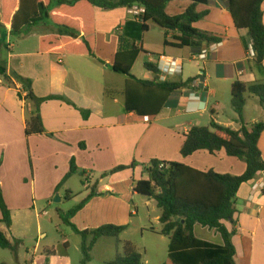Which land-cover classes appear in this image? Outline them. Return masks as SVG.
<instances>
[{"label":"crops","instance_id":"crops-1","mask_svg":"<svg viewBox=\"0 0 264 264\" xmlns=\"http://www.w3.org/2000/svg\"><path fill=\"white\" fill-rule=\"evenodd\" d=\"M192 4V0L173 1L168 4L167 13L170 16L181 15ZM262 9L264 21V4ZM134 10L96 8L95 54L97 60L103 64L91 57L55 58L40 54L39 39L52 34L46 26L37 25L30 33L20 36H13L10 28L0 29V40L4 44L0 50V64L7 66L9 77L7 81L0 78V188L12 213V228L13 212H22L26 208V201L22 203L21 200L26 197L28 189L34 194L38 181H48L51 163L57 176H63L68 173L70 161L74 158L78 168L85 171L86 178L89 179L87 189L98 182L97 194H113L97 195L73 218L72 223L80 231L94 230L109 224H129V198L131 195H137L133 191L134 182L148 179L143 169L148 167L152 160L180 162L202 172L214 170L219 174L234 176H241L246 171L244 161L230 158L224 151L214 155L207 151H198L183 158L181 149L185 141L184 136L198 123H189V127H183L181 136H176L171 128L149 124L145 121L146 117L127 112L125 86L128 78L113 72L112 67L120 47V36H127L146 52L147 62L158 64L159 59L153 57L154 52H157L158 55L182 64V74L167 76V81L185 82L190 78L203 76L197 81H203L205 86H201L199 90L183 89L174 93L157 117L167 110L168 118H174L182 109L188 116L202 115L209 111L210 106L212 114L217 115V110L223 106L219 96L231 95V86L236 80L246 84H264V74L253 64V60L249 59L243 46L242 39L248 38L247 31L237 30L225 0H208L207 3H200L197 10L209 11V15L195 24V27L221 38V43L214 44L215 48L206 45L202 48L185 49L165 47V39L171 42L175 33L161 34L158 42L152 44L149 39L150 25L147 32L141 31L142 24ZM139 40H142V43H139ZM152 47L160 51H153ZM205 49L208 50L207 58L199 65L196 57ZM146 73L142 79L135 77L141 80L154 78L149 71ZM16 75L32 82V91L37 98L59 97L44 102L40 107L46 131L44 134L27 135V121L34 111L35 104L19 97L23 86L15 79ZM159 77L157 76L158 80ZM211 84L214 89H210ZM97 88L111 92L117 95V98H106L101 103L93 92L94 89L97 91ZM196 95L200 97L199 100H195ZM23 96L25 97V94ZM81 111H89L88 118H84ZM212 117L218 124L233 130H240L243 124V120L238 118L232 119L231 123H225L215 115L211 116V120ZM255 123L258 121L247 125ZM261 135L259 149L264 159V133ZM134 147L141 148V152L134 153ZM102 148H110L112 153L95 157L94 152ZM88 157L94 162L92 167L129 165L133 159L137 167L98 181L89 173L91 169L86 162ZM262 185L264 174L258 175L256 179L241 187L234 204L237 210L234 218L236 224L226 223L227 229L235 231L232 241L236 248V264H264ZM160 216L156 218L157 223H160ZM1 217L0 210V219ZM1 225L3 224H0V229ZM198 226L194 227L196 237ZM207 230L213 231L220 240L203 241L215 245L223 244L220 234L215 230ZM154 233L160 235L158 231ZM160 236L166 239L163 241H167L169 258L170 241L167 237ZM170 264H173L171 260Z\"/></svg>","mask_w":264,"mask_h":264},{"label":"trees","instance_id":"trees-1","mask_svg":"<svg viewBox=\"0 0 264 264\" xmlns=\"http://www.w3.org/2000/svg\"><path fill=\"white\" fill-rule=\"evenodd\" d=\"M177 0H0V29L10 28L13 36L26 35L37 25L46 26L52 34L39 39V53L51 57H91L100 64L95 54V10H114L118 8H143L139 16L142 31L147 32L153 24L164 30L166 35L173 32L172 41L165 39V47L173 46L180 49L211 47L221 43V38L201 31L195 24L204 20L209 11L199 12L200 3L208 0H192L193 4L181 15L170 16L167 13L169 3ZM226 7L232 16L237 30L247 31V39H242L243 46L249 57V45L253 44L255 57L253 64L264 74V0H225ZM4 44L0 40V50ZM146 52L131 41L127 36H120V47L116 54L113 72L127 79L125 86V110L134 112L141 117L154 118L163 110L169 98L183 89H193L198 78L187 81L160 82L161 74L158 64L145 63L144 68L154 75L152 80H141L132 74L133 67L141 54ZM159 59L161 55H153ZM6 65L0 64V78L7 81ZM23 88L19 97L25 101L34 102V111L27 121V135L44 134L41 105L59 97L49 96L37 98L32 91V82L18 75L15 76ZM232 87V107L240 120L247 103L246 94L258 97L264 104V84H246L236 80ZM199 89V88H198ZM25 94V97L23 96ZM88 118L89 111H81ZM215 115V113H214ZM213 116V114H212ZM240 130H233L212 120L208 127L193 126L186 134L181 156L187 158L198 151H207L214 155L224 151L230 158H237L246 164V171L241 176L219 174L214 170L202 172L180 162L152 160L143 169L148 179L134 182L133 191L137 195L154 199L161 210L159 222L160 235L167 237L169 244V259L173 264H236L234 257L236 248L232 238L234 230L227 229L226 223H235L237 210L235 200L241 187L264 174V159L259 149L261 134L264 133V122L251 126L242 121ZM164 165L160 169V165ZM137 167L136 162L130 166H119L103 174L102 178ZM80 175L86 187L89 179L86 172L76 165L72 158L65 181L74 175ZM97 184L91 188L89 195L76 207L62 217L64 224L82 237L84 263L90 261V253L101 238L119 239L126 232L123 225H104L98 229L80 231L73 223V218L97 195H113L111 192L97 194ZM61 186L58 187V190ZM73 192L68 191L66 199L70 200ZM0 224L8 230L12 228V213L0 188ZM197 225L220 234L223 244L215 245L195 236ZM153 231V230H152ZM8 240L0 229V248L10 250L17 255L18 244ZM106 264H143L141 256L136 254L130 243L124 244L123 256Z\"/></svg>","mask_w":264,"mask_h":264},{"label":"rangeland","instance_id":"rangeland-1","mask_svg":"<svg viewBox=\"0 0 264 264\" xmlns=\"http://www.w3.org/2000/svg\"><path fill=\"white\" fill-rule=\"evenodd\" d=\"M151 33L149 39L152 44L158 42L161 34L165 31L159 27L150 24ZM142 31V27H141ZM142 43V40L138 41ZM159 45V43H158ZM153 51L158 48L152 47ZM153 55H158L154 52ZM148 61L146 54H141L137 59L132 74L141 78L147 74L144 64ZM93 67H96L92 61H89ZM188 62L186 61L185 64ZM97 68V67H96ZM210 89H214L211 84ZM94 94L103 103L104 99L117 98V95L97 88L93 90ZM222 101V108L217 110L220 121L231 123L232 119L239 118L233 111L232 96L229 94L219 96ZM197 100V99H195ZM247 103L243 111L244 124H251L253 121H264V104L254 95L246 94ZM214 98H212V103ZM119 102H117L118 104ZM213 105V104H212ZM263 106V107H262ZM212 106H210V109ZM208 109L202 115H185L183 109L174 118H168L167 110L160 117H154L149 120V124H155L158 127L171 128L176 136H181L184 126L189 127V123H198L195 126L208 127L211 121L212 110ZM117 110V108H115ZM214 115V114H213ZM109 149V150H108ZM134 153L139 154L141 148H133ZM111 154L110 148H102L94 152V156H103ZM143 155V154H142ZM52 161V160H51ZM50 161V163H51ZM135 161V159L131 160ZM88 167L91 169L95 180H100L103 174L108 173L119 166H130L132 163L119 164L116 166H93L94 162L88 157ZM48 167V166H46ZM45 167V168H46ZM50 176L47 182L38 181L35 193L30 189L26 197L21 200L26 201V208L22 212L14 213V227L8 230L5 225L1 229L6 234L9 241L18 244L17 255L10 250L0 248V264H83L84 253L82 251L83 239L77 235L71 227L64 224L62 217L67 212L79 205L91 192L83 186V179L80 175H74L65 181L66 175L57 176L54 167L50 166ZM131 171V170H130ZM130 171L127 173L130 174ZM69 172V170H68ZM132 177V176H130ZM60 189L58 190V187ZM40 188V190H39ZM42 193H41V192ZM73 192L70 200L66 199L67 192ZM118 196V195H116ZM61 202H55L56 199ZM131 219L125 233L119 239L101 238L90 253V261L86 264H106L113 261L117 255L123 256L124 244L130 243L133 251L141 256L143 264H170L168 258V244L166 239L154 231H161V224L157 223L156 218L161 215V210L157 207L156 201L141 195H131L129 198ZM135 213V214H133ZM138 214V215H137ZM153 230V231H152ZM197 237L201 240L219 241V237L214 235L213 231L203 229L198 226L196 229Z\"/></svg>","mask_w":264,"mask_h":264},{"label":"built area","instance_id":"built-area-1","mask_svg":"<svg viewBox=\"0 0 264 264\" xmlns=\"http://www.w3.org/2000/svg\"><path fill=\"white\" fill-rule=\"evenodd\" d=\"M134 14L139 17L144 13V9L143 8H139V7H134ZM212 48H215L216 46L212 45ZM207 54H208V50H204L202 51V53L200 55H198L196 57L198 64H203L202 62L205 61V59L207 58ZM255 57V53L253 50V44L251 43L249 45V59H253ZM158 67L159 70L161 72V74L159 75V81L160 82H165L166 81V77L167 76H176V75H180L183 72V68H182V64L178 61L172 60L170 58H167L166 56H161L159 58L158 61ZM195 90H199L198 88H200L201 86H205L203 81H195L192 85ZM196 99L199 100L200 97L198 95H196ZM150 118L146 117L145 121L149 122ZM164 167V165H160V169H162ZM264 188V185H262Z\"/></svg>","mask_w":264,"mask_h":264},{"label":"water","instance_id":"water-1","mask_svg":"<svg viewBox=\"0 0 264 264\" xmlns=\"http://www.w3.org/2000/svg\"><path fill=\"white\" fill-rule=\"evenodd\" d=\"M55 202H61V199L60 198L59 199H56Z\"/></svg>","mask_w":264,"mask_h":264}]
</instances>
